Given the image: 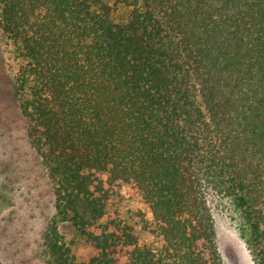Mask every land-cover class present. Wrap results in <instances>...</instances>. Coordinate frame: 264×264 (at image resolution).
Listing matches in <instances>:
<instances>
[{"label": "trees", "instance_id": "16d2710c", "mask_svg": "<svg viewBox=\"0 0 264 264\" xmlns=\"http://www.w3.org/2000/svg\"><path fill=\"white\" fill-rule=\"evenodd\" d=\"M0 35L55 196L43 264H225L214 202L264 264V0H0ZM122 184L149 241L111 209Z\"/></svg>", "mask_w": 264, "mask_h": 264}, {"label": "rangeland", "instance_id": "374dc122", "mask_svg": "<svg viewBox=\"0 0 264 264\" xmlns=\"http://www.w3.org/2000/svg\"><path fill=\"white\" fill-rule=\"evenodd\" d=\"M126 10L120 5L117 16H124ZM17 68L0 35V264H43L41 237L55 216V196L41 160L29 143L27 122L12 92L10 77ZM111 201L112 211L133 226L141 240L149 241L144 229L151 221L150 209L135 198L131 188L123 184L116 187ZM213 214L223 262L253 264L229 207L214 202ZM60 231L67 243L74 240L70 247L78 261H87L95 254L90 244L75 237L69 225H61Z\"/></svg>", "mask_w": 264, "mask_h": 264}]
</instances>
